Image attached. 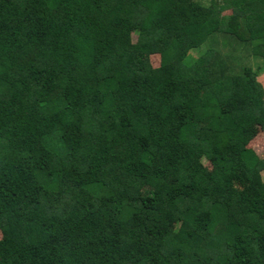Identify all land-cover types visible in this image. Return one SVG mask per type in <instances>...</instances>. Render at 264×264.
I'll return each instance as SVG.
<instances>
[{
  "label": "trees",
  "instance_id": "trees-1",
  "mask_svg": "<svg viewBox=\"0 0 264 264\" xmlns=\"http://www.w3.org/2000/svg\"><path fill=\"white\" fill-rule=\"evenodd\" d=\"M215 35L264 62V0H0V264H264V87Z\"/></svg>",
  "mask_w": 264,
  "mask_h": 264
},
{
  "label": "rangeland",
  "instance_id": "rangeland-1",
  "mask_svg": "<svg viewBox=\"0 0 264 264\" xmlns=\"http://www.w3.org/2000/svg\"><path fill=\"white\" fill-rule=\"evenodd\" d=\"M215 36L217 37L216 40L211 42L210 39L208 43L204 45V47L196 50L195 54L199 53V55L202 56L207 51L215 50L220 52L223 57H228L230 54L231 56H233V67L235 69H240L239 72H241L244 66H250L251 68L256 70L260 69L257 72L259 75V81L264 87V62L261 59L253 56L251 47L246 46L243 43L241 44L239 42H235L234 39L230 38L229 36ZM215 36H213L214 39ZM239 72H236V74ZM250 147L255 149L256 153L260 157H264V133H260L257 138H254L250 143ZM208 166L212 170V166L210 163L208 164Z\"/></svg>",
  "mask_w": 264,
  "mask_h": 264
}]
</instances>
